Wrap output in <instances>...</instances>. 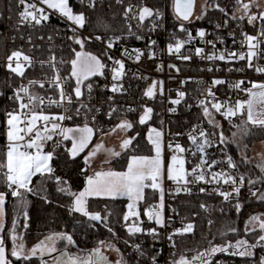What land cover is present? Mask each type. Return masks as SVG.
I'll return each mask as SVG.
<instances>
[{"label": "built area", "instance_id": "obj_1", "mask_svg": "<svg viewBox=\"0 0 264 264\" xmlns=\"http://www.w3.org/2000/svg\"><path fill=\"white\" fill-rule=\"evenodd\" d=\"M111 2L125 5L126 9L131 6L133 11L125 15V9L123 13L124 31L98 35L87 30L86 19L84 26L78 27L40 0H27V3H35L37 7L43 8L48 19L38 25L34 22H21L20 12L24 5L19 0H0V38L4 49V56L0 60V70L3 73L0 93L9 100V106L4 113L2 152L6 153L8 145L6 114L18 108L19 102L14 96L21 86H27L31 95L43 98L44 103L39 106L43 109V114L70 116L71 119L56 121L62 127L87 125L93 129L94 134L111 132L122 121H129L131 124L134 121L139 122L145 108H151L150 118L143 125L146 130L155 126L162 133L163 183L162 188L155 190L159 192L160 201L161 189L163 190L161 217L164 226L156 224L146 232L145 239L122 240L120 243L135 264H172L171 257L175 251L176 240L181 234H186L177 231L182 230L186 223L179 210L172 206L174 196L211 194L220 198L223 203L230 204L233 211H237L236 205H240L242 199L255 197L253 193L257 194L259 190L257 185H248L229 150L221 142L223 127L235 128L242 113L226 118L222 115L226 107L217 112L211 104L218 102L225 106H234L237 101H248L249 90H253L252 85L264 82V72L256 71L257 68H264V19L260 18L263 12L252 9L251 0H212L208 6L204 4L197 10L195 8L194 14L188 20H183L175 13L174 2L170 6L169 0H68L74 14L81 13L75 9L78 5L108 8ZM206 2L208 4V0ZM243 4H249L247 14ZM144 6L154 12L158 11L160 16L141 22L138 12ZM251 16L256 19L249 23ZM181 25L184 30H181ZM201 31L204 36L198 35ZM246 36L257 38L252 41L257 44V55L252 59V67H248L246 54L249 51V42ZM77 39L83 44L76 43ZM110 42L112 46L108 47ZM178 42H182V47L176 51ZM170 45L172 51H169ZM197 49L202 50L200 54H197ZM13 51H21L32 60L31 66L24 64L23 76L11 72L7 67V57ZM137 52L141 53L139 59ZM76 53L96 56L105 65L96 75L82 80L79 98L74 91L77 81L72 76L71 64L76 59ZM229 53H236L237 57L233 59ZM222 54L225 59H218ZM239 54H245V59H239ZM209 56L217 58L210 60ZM117 60L123 62V75L114 81L112 69L118 67L115 65ZM53 63L55 67L51 66ZM55 76L60 78L59 86ZM215 80L224 83L214 84ZM30 81L37 83L30 84ZM241 81L243 83L239 87L234 86ZM114 84L120 88L119 91H112ZM153 84V96H145L144 93ZM88 85H91V89ZM61 88L71 98V103L65 100L60 106L50 104V100H60ZM209 90L214 96L208 95ZM180 92L184 93L183 97L178 96ZM176 99L180 103H172ZM200 101H205L211 113L210 117L204 114V106ZM24 102L27 103V97ZM42 124L43 122H38V127ZM201 131L206 137L200 136ZM190 136H195L197 143H203L205 138L210 141L205 145L203 153L197 151ZM146 141L149 143L148 135ZM64 142L61 136L56 135L53 140L44 143L43 151L46 148L57 151L64 146ZM177 144L184 149L183 152L176 151ZM173 155H176L178 161L183 160V172L188 173L201 165L202 160L207 161L203 169L197 168V172L204 171L205 180L188 184L170 180L168 166ZM173 169V174L183 175L179 163L173 165ZM213 172L231 175L237 183L225 184L224 178H220L219 183H207ZM241 177L243 183L240 181ZM187 179L191 181L193 177L188 175ZM234 187H239L238 195L233 193L227 200L220 195V192H232ZM11 191L6 185L3 194L12 196ZM204 208L206 211L210 210L209 205H204ZM153 229L155 234L152 233ZM251 251V256L243 257L232 255V252L226 253L225 256L211 258L209 264H261L264 260V245L252 248Z\"/></svg>", "mask_w": 264, "mask_h": 264}, {"label": "trees", "instance_id": "obj_2", "mask_svg": "<svg viewBox=\"0 0 264 264\" xmlns=\"http://www.w3.org/2000/svg\"><path fill=\"white\" fill-rule=\"evenodd\" d=\"M78 12L84 13L86 28L93 34L105 35L117 33L125 30L122 17L125 12V5L111 2L108 8L86 7L84 5L75 6ZM4 56L3 42L0 38V60ZM3 82V73L0 74V88ZM9 106V100L0 93V161L5 159L2 152L4 144V113ZM247 110L244 109L238 125L235 128L223 127V143L232 155L235 165L240 173L245 177L248 185H257L259 190L255 197L244 198L240 202L237 211H233L230 204L223 203L220 198L211 194H200L194 196H174L172 206L179 210L185 223L193 225V231L181 234L175 243V251L171 257L172 264H178L181 257L192 261L194 256L206 253L213 246H223L227 244L235 245L238 240H246L253 248L264 245L259 237L264 235L261 230L247 231L246 222L252 216L264 215V200L260 195L264 194V172L261 171V163L250 160L249 144L259 139L258 132L263 138L264 130L256 129L249 122L246 123ZM131 133L132 142L127 151L116 157L107 164L110 170L115 172H125L130 163L131 157H148L153 155L152 147L146 141L145 125L134 121ZM249 132L248 139L243 147L245 154L239 152L238 132ZM235 134V135H234ZM99 134H94L90 144L76 157H72L68 151L71 143L65 140L64 146L57 151L46 148V152L53 153L51 167L53 172L51 179L45 176L43 179L37 175L32 179L31 187L35 193L23 192L24 202L20 197L5 195V225L2 232V239L6 251V256L10 264H42L38 258L15 259L11 255L15 240H19L26 250H30L48 237L59 234L70 235L73 243L82 252L92 254L93 250H101L103 245L113 247L120 253L123 264H135L124 252L120 241H134L146 238V232L155 227L153 220H147L145 211L161 210L159 192L155 189L147 188L144 191L143 200L138 203L141 217L146 221L139 224H132V217L128 221L124 220L129 214L128 204L125 199L91 198L87 202L89 213H99L102 217L98 222L92 221L83 214L71 211L74 198L58 191L60 187L69 188L74 193L81 192L88 177L94 174L85 162V158ZM56 177H60L57 183ZM255 181V183H249ZM6 182L0 177V193H4ZM203 205V207H201ZM204 205H209L210 210L206 211ZM211 221V223H209ZM138 226L141 232L129 233L128 228ZM231 229H235L232 231ZM13 236L15 240H13ZM230 248L227 252H217L205 258L225 256L232 252ZM200 264V261H192Z\"/></svg>", "mask_w": 264, "mask_h": 264}, {"label": "snow or ice", "instance_id": "obj_3", "mask_svg": "<svg viewBox=\"0 0 264 264\" xmlns=\"http://www.w3.org/2000/svg\"><path fill=\"white\" fill-rule=\"evenodd\" d=\"M42 4L47 5L48 8L59 11L61 15L66 17L69 21L73 22L78 27H83L85 24V16L83 13L74 14L71 7H69L68 0H40ZM239 2V0H238ZM21 5H24L23 11L20 12L21 22H34L35 24H40L42 21L48 19V15L45 13L43 8L37 7L35 3L28 4L27 0H19ZM194 0H174V7L177 13V16L183 20H188L192 14ZM244 12L247 14L249 10V4H243ZM132 7H128L126 9L125 15L128 12H132ZM160 13L154 12L153 9L149 7H142L138 12V19L143 22L147 18L151 17H159ZM199 18V17H198ZM260 18L264 19V13L260 14ZM255 16H251L249 18V23L255 20ZM181 30L183 29V25H181ZM200 36H204V32L201 31L198 33ZM264 35V33H262ZM99 38V37H98ZM246 40L249 42V51L246 54L248 59V67H252V59L257 55L255 49L257 48L256 43H252V41L257 40L256 37L246 36ZM76 43L83 44L80 39L76 40ZM153 43H155L153 41ZM111 42L108 47H111ZM182 47V42H178L175 46V50L179 51ZM172 46H169V51H172ZM202 50L197 49V54H200ZM141 53L137 52V59ZM231 58L235 59L237 57L236 53L228 54ZM215 56H209L208 59H215ZM184 59H189V57H184ZM220 60H224L225 56L222 54L218 57ZM239 59L244 60L245 54H239ZM9 70L19 76L24 75V64L27 63L28 66H31L32 60L28 55H25L21 51H13L11 55L7 57ZM54 60V58H53ZM13 61H15V66H13ZM72 64V76L76 78L77 87L75 88V95L77 98L81 96L80 84L83 79H87L90 75H96L100 72L101 69L105 67L103 63L96 57L91 54H82L76 53V59L71 61ZM115 65L118 67H114L113 71V80H119L123 75V62L115 61ZM52 67H55L54 63L51 64ZM256 71L264 72V68H257ZM54 79L57 81V86H59V76H55ZM30 84H35L37 81H30ZM214 84H221L224 81L215 80ZM243 81L238 82L235 87H239ZM43 87V84H41ZM155 84L152 87H149L144 93L147 97L153 96V89ZM253 88H260L261 91L251 92L249 90L250 99L248 101H237L234 106H225L218 102H213L211 107L215 109L217 112L221 111L222 107H226V110L222 113L226 118H230L232 116L237 115V113H242L244 109L247 107V122H250L254 125L259 124L260 126H264V120L256 121L253 119V102L257 97L260 98L262 102H264V84L257 85L253 84ZM88 88L91 89V85H88ZM120 88L114 84L112 87V91H119ZM23 93V95H20ZM208 95L214 96V94L209 90ZM179 97H183L184 93H178ZM27 97V103L24 102V98ZM14 99L19 102L18 108L13 110L12 112H8L7 115V150L5 153V159L0 161V177L3 178L4 182H6L7 186L12 189L11 195L14 197H20L21 202H24V192L35 193L36 190L33 189L30 185L32 183V178L34 176L39 175L42 179L47 176L51 179V174L53 172L52 167L50 166V161L53 158V153L43 152V145L47 141L53 140V137L59 135L62 137V140H71L72 146L68 149L70 155L74 158L80 152H82L89 144L93 129L89 128L85 125L83 128H64L56 121H63L65 119H71L70 116L66 115H45L43 114V109L39 108L40 105L44 103L43 98L36 97L30 94V90L27 86H21L18 92L15 94ZM65 100L68 103H71V98L67 97L63 91V88L60 90V100L52 101L49 103H55L57 106H60ZM172 103L178 104L180 103L179 99L173 100ZM200 104L204 106V114L206 116H211L209 109L205 103V101H200ZM83 107V105H81ZM39 109V110H38ZM152 112L151 108H145L144 115H142L139 119V123L144 124L147 119L150 118V114ZM77 114H79V109H77ZM38 122H43L41 127H38ZM211 122V121H210ZM246 122V123H247ZM50 125V126H49ZM120 130H127L132 128V124L128 121H122L117 125ZM115 131V129L113 130ZM152 133H155V139H153ZM71 134V135H70ZM162 133L157 131L156 129H151L149 134V140L152 142L155 148V156L152 158L149 157H132L131 162L128 165V169L126 172H97L94 177L87 178V187L79 192L74 193L69 188L60 187L58 191L61 193H65L74 198L71 211L81 213L84 216L88 217L92 221H99L102 219L99 213H89L86 210V198L89 196H109L112 198H116L118 196H127L131 203L128 204L129 214L125 215L124 220L128 221L130 216H138V213L133 211L135 208V204L138 200L143 199L144 189L146 187H151L153 189L160 188V184L157 183L158 179L161 177L162 172V160H161V143L160 137ZM235 135V134H234ZM201 137H206V134L201 131ZM27 137V139H26ZM193 144L196 145L197 151L203 153L205 145L209 144L206 138L203 143H197V139L195 136H190ZM131 139H125L122 141V147L126 148L131 144ZM223 142V139L222 141ZM58 144L61 142H57ZM103 146L96 145L95 149L89 154L90 156H94L97 151H99ZM171 147V145L169 146ZM23 149V150H22ZM34 149L35 151H29ZM176 151L183 152L184 149L181 148L180 145L175 146ZM111 155H119V153L114 152L112 150H108ZM89 157L85 158V162H88ZM180 165V171L183 172V160L178 161L176 155L172 156L171 164L168 166V178L170 180H175L177 183L183 181L184 184L188 183H196L199 181L205 180V173L203 170L197 172V168L203 169V165L207 164V161L202 160L201 165H197V167L191 170V173L183 172V175L177 173V175L173 174V165ZM214 163V162H213ZM231 164V159L229 160ZM209 167H211L209 165ZM235 167V165H233ZM261 171L264 172V165H261ZM191 175L193 179L189 181L187 176ZM211 179L207 180V183H212L215 181L216 183L220 182V178H224L223 182L225 184L235 185L237 183L236 179L231 175L226 173H211ZM226 177V178H225ZM57 183H60V177L55 178ZM151 181V184H147L146 181ZM241 183H243V177L240 178ZM249 183H255V181H249ZM179 190V189H178ZM187 190V189H185ZM204 189H201L203 192ZM239 187H234L232 192H220V195L227 200L233 193L239 194ZM253 195H256L254 192ZM162 197L163 190L161 189V205L162 207ZM260 199L264 200V194H261ZM5 200V195L0 193V216L3 215V204ZM203 207V205H201ZM237 209H239L240 205H236ZM149 219H155L156 224L161 227L164 226L163 220L160 212H153L149 210L146 213ZM259 221V228L261 231H264V221H261L259 217L252 216L248 224L253 225V229L255 230V222ZM211 223V221L209 222ZM0 228H2V224H0ZM235 231V229H231ZM129 233H137L141 232L142 229L138 226H131L128 228ZM182 233H190L193 231V225L187 224L182 230H177ZM152 233L155 234V229L152 230ZM61 240H66L69 244L73 243L72 237L70 235L59 234L58 236ZM48 240H52V237H48ZM171 239V237H169ZM13 240L15 237L13 236ZM260 241H264V235L259 237ZM139 246H137L138 248ZM255 247L254 245H249L246 240H238L235 245L227 244L223 246H213L206 253H200L197 256L192 258V261H200V264H209V261L205 258L206 256H211L217 252H227L230 248L235 249L232 252V255L243 256H251V249ZM47 250L48 254L51 255L52 252L57 251L54 244L51 247H48L42 241L40 244L31 249V256H36L38 251L43 255L44 250ZM11 255L16 257L17 259H30V256L24 252L23 244L16 245L14 243L13 248L11 250ZM94 257V258H93ZM192 261L186 260L184 257H181V260L178 264H192ZM0 264H10V262L6 259L5 248L3 246L2 238H0ZM42 264H47L46 261H43ZM54 264H107V258L102 255L100 250L97 248L93 250V253L87 257L80 256H70L66 253H61L60 257L54 258ZM117 264H121L120 261H117ZM261 264H264V260L261 261Z\"/></svg>", "mask_w": 264, "mask_h": 264}, {"label": "rangeland", "instance_id": "obj_4", "mask_svg": "<svg viewBox=\"0 0 264 264\" xmlns=\"http://www.w3.org/2000/svg\"><path fill=\"white\" fill-rule=\"evenodd\" d=\"M206 1L207 0L197 1L196 9L200 8V6L204 5V4H206L208 6V5H210L209 2H212V0H208V4H207ZM173 2H174L173 0H169L170 6L173 5ZM251 6H252L251 7L252 9H254L258 12L264 13V0H251ZM0 74H1V70H0ZM255 84L261 85V84H264V82H257ZM260 91H261L260 88H253V90L251 92L258 93ZM246 110H247V107H246ZM252 111H253V119L254 120H256V121L264 120V102H262L259 97H257L256 100L253 102ZM245 121L247 122V115H246ZM250 124L252 127L256 128V129L260 128L261 130H264V126H260L259 124H256V125H254L252 123H250ZM117 125L114 128L115 131H113L114 130L113 129L110 133L99 134L98 137L96 138L95 142L93 143L92 147L90 148V150L87 154V157H89V154L95 149L96 145H102L103 146L99 151L96 152V154L94 156H90L88 162H86L87 166L91 170L92 174H95V172H97L98 170L112 171V170H110L109 166H107V164L109 162H111L113 159H115L116 157L122 155L130 147L131 144L128 145V147H126V148H123L121 145H122V141L125 139H131V141H132V138H133L132 135L133 134L131 133V130H132L133 126H132V128L127 129V130H120L117 127ZM151 129H156V127L155 126L149 127V130H147V134H146V135H148V137H149ZM157 131H159V130H157ZM238 134H239L238 139L240 142L239 146H238L239 152L241 154H245L246 149L244 151L243 147L245 145L247 146V143L245 144V142L248 139L249 132H248V130L247 131H241L240 133L238 132ZM152 136H153V139H155V133H152ZM261 136H262L261 132H258L259 139L255 138V142H253V144L248 145L249 146L248 151L250 152V154H249L250 160H252L254 162L261 163L262 165H264V134H263V138L260 139ZM90 141H91V139H90ZM160 143H161V154H162V150H163L162 149V136L160 137ZM89 144H90V142H89ZM149 144L152 147L153 155L148 156V157L152 158L155 156V148H154V145L152 144V142L150 140H149ZM108 150H112L114 152H117V153H119V155H111ZM136 157H139V156H136ZM142 157H144V156H142ZM130 162H131V160H130ZM112 172H115V171H112ZM174 175H177V174H174ZM162 177H163V171H162L161 177L157 181V183L160 184L161 188H162V183H163ZM147 184H151V182H147ZM150 189H152V188H150ZM142 200H138L135 204V208L133 209V211L138 213V216H130V217H132V222H131L132 224L137 223L139 225H142V223L144 221H146L144 218L141 217V212L139 211V206H138V203L141 202ZM128 201L131 203L130 200H128ZM161 210H163V209H161ZM161 210H158V212L161 213L162 212ZM151 211H153L154 213L157 212L154 209H152ZM147 212L148 211H145V215L147 217V220L148 221L149 220L155 221V219H149L148 215L146 214ZM257 217H259L261 221H264V215L263 216H257ZM248 221H249V219L246 222V230L247 231H254V230H252L253 225L248 224ZM96 222H98V221H96ZM255 225H256L255 230H260V228L258 226L259 221L255 222ZM262 233L264 234V231H262ZM58 236H53L52 240L47 239V240L43 241L44 244L47 245L48 247H51L54 244L55 248L57 249V251L52 252L51 255L48 254L46 249L44 250L43 255H41V253L38 251L36 256H31V249L32 248L30 250H26L24 248V252L27 255H29L30 258H38L42 262L46 261L47 264H54V258L60 257L62 252L66 253L67 255H70V256L87 257V256L91 255V254H86V253L82 252L78 247H76L74 245V243L69 244L66 240L59 239ZM14 243L16 245L22 244L17 239L15 240ZM100 252L102 253L103 256H105L107 258V264H117V261H120L121 264H123L122 258L120 257V254L117 252V250L115 248L108 247L107 245H103ZM14 258L17 259L16 257H14ZM192 264H197V263L192 262Z\"/></svg>", "mask_w": 264, "mask_h": 264}, {"label": "crops", "instance_id": "obj_5", "mask_svg": "<svg viewBox=\"0 0 264 264\" xmlns=\"http://www.w3.org/2000/svg\"><path fill=\"white\" fill-rule=\"evenodd\" d=\"M85 125H81V126H78V128H83ZM69 128H77V127H69ZM110 133V132H109ZM104 134H107V133H104ZM71 135V134H70ZM93 136H94V133H92V136H91V140H92V138H93ZM70 143H71V145H72V141L71 140H68ZM91 142V141H90ZM44 153H48V152H46V151H43ZM50 166H51V161H50ZM127 171V170H126ZM125 171V172H126ZM162 171H163V168H162ZM97 172H109V170H98ZM97 172H95V173H97ZM161 174H162V172H161ZM95 175V174H94ZM94 175L92 176V177H94ZM35 177V176H34ZM33 177V178H34ZM32 178V179H33ZM147 182H151L150 180L149 181H146V183ZM87 187V180H86V183H85V187H84V189ZM146 188H148V187H146ZM145 188V189H146ZM83 189V190H84ZM145 189H144V191H145ZM82 190V191H83ZM143 196H144V193H143ZM91 198H107V199H112V197H109V196H89V197H87L86 198V205H85V207H86V210H87V202H88V200L89 199H91ZM113 199H125V200H129L128 199V197L127 196H118V197H116V198H113ZM81 214V213H80ZM0 224H2V228H0V238H2V232H3V229H4V225H5V207H4V204H3V215L2 216H0ZM2 241H3V239H2ZM3 246H4V243H3ZM5 248V247H4ZM5 255H6V251H5ZM6 259H7V256H6ZM8 260V259H7Z\"/></svg>", "mask_w": 264, "mask_h": 264}, {"label": "water", "instance_id": "obj_6", "mask_svg": "<svg viewBox=\"0 0 264 264\" xmlns=\"http://www.w3.org/2000/svg\"><path fill=\"white\" fill-rule=\"evenodd\" d=\"M195 1H196V0H194L193 9H192V14H193V12H194ZM174 10H175V7H174ZM175 13H176V11H175ZM176 14H177V13H176ZM192 14H191V16H192ZM191 16H190V17H191ZM190 17H189V18H190Z\"/></svg>", "mask_w": 264, "mask_h": 264}, {"label": "bare ground", "instance_id": "obj_7", "mask_svg": "<svg viewBox=\"0 0 264 264\" xmlns=\"http://www.w3.org/2000/svg\"><path fill=\"white\" fill-rule=\"evenodd\" d=\"M198 1V0H197ZM195 4H196V6H197V2L195 1ZM196 6L194 7V8H196ZM197 10V9H196ZM196 10H194V12L196 11ZM194 14V13H193ZM107 133H109V132H107ZM146 134H147V130H146ZM150 145V144H149ZM151 146V145H150Z\"/></svg>", "mask_w": 264, "mask_h": 264}, {"label": "flooded vegetation", "instance_id": "obj_8", "mask_svg": "<svg viewBox=\"0 0 264 264\" xmlns=\"http://www.w3.org/2000/svg\"><path fill=\"white\" fill-rule=\"evenodd\" d=\"M196 2H197V0H196ZM195 6H196V4H195ZM194 10H195V8H194Z\"/></svg>", "mask_w": 264, "mask_h": 264}]
</instances>
